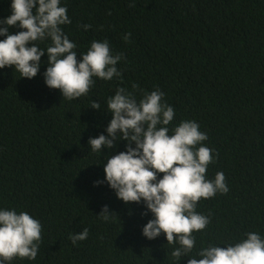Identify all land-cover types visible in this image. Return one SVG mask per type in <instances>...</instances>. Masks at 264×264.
I'll return each mask as SVG.
<instances>
[{
    "label": "trees",
    "instance_id": "1",
    "mask_svg": "<svg viewBox=\"0 0 264 264\" xmlns=\"http://www.w3.org/2000/svg\"><path fill=\"white\" fill-rule=\"evenodd\" d=\"M11 4L0 0V20L12 14ZM61 6L71 20L61 27L78 59L92 41L107 39L113 55H124L117 63L122 79L94 77L87 95L69 101L46 85V51L34 78L21 77L15 66L0 68V209L26 211L42 224L36 259L10 264H188L209 245L227 247L247 232L264 238V0H61ZM39 43L46 49L51 41ZM120 87L137 101L144 92H164L175 111L169 134L195 120L216 157L207 179L221 171L226 177L227 194L197 204L210 223L193 233L195 247L178 262L172 252L179 245L167 244L166 234L143 235L154 218L146 205L126 204L106 181L108 157L126 151L128 142L100 152L89 145L91 137L108 135L107 101ZM104 205L114 212L109 221L98 215ZM84 228L88 238L74 245L69 235Z\"/></svg>",
    "mask_w": 264,
    "mask_h": 264
},
{
    "label": "clouds",
    "instance_id": "2",
    "mask_svg": "<svg viewBox=\"0 0 264 264\" xmlns=\"http://www.w3.org/2000/svg\"><path fill=\"white\" fill-rule=\"evenodd\" d=\"M11 9L12 14L0 20V24L18 25L24 30L10 34L8 27H0V35L6 37L0 40V68L15 66L21 77L34 78L46 51L49 65L44 73L46 85L59 89L63 99L69 101L87 95L95 85L94 77L105 81L113 77L122 79L117 63L124 55H113L107 39L92 41L78 59L76 43L61 27L71 24L61 0H12ZM82 27L88 30L91 25ZM130 37L129 32L123 39L127 42ZM46 39L51 44L44 49L39 42ZM164 96V92L156 89L144 92L137 101L135 93L118 88L107 101V111L112 113L106 129L108 135L91 137L89 145L91 151L100 152L105 146L109 150L117 147V141L128 142L126 151L108 157L104 165L106 181L126 204L146 205L154 218L144 225L143 235L155 239L166 234L167 244L179 245L172 252L178 262L190 256L195 247L193 233L204 230L210 223L209 216L196 211L199 201L213 198L218 192L227 194L229 188L222 171L216 173L214 180L207 179V168L216 157L214 150L203 144L208 136L195 120L181 121L169 134L168 125L175 111ZM90 106L101 108L97 100ZM161 173L162 178H158ZM112 213L104 205L98 215L109 221ZM245 236L235 244L227 243V247H204L190 256L188 264H264V238L258 232H247ZM87 238V228L69 235L74 245ZM41 239L42 224L38 219L26 211L0 209V264H10L16 258L35 260Z\"/></svg>",
    "mask_w": 264,
    "mask_h": 264
}]
</instances>
